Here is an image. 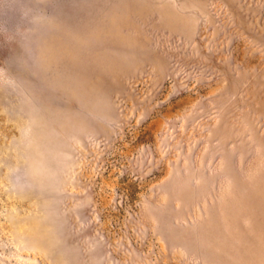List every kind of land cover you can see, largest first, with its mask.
Wrapping results in <instances>:
<instances>
[{"label":"rangeland","instance_id":"1","mask_svg":"<svg viewBox=\"0 0 264 264\" xmlns=\"http://www.w3.org/2000/svg\"><path fill=\"white\" fill-rule=\"evenodd\" d=\"M0 264H264V0H0Z\"/></svg>","mask_w":264,"mask_h":264}]
</instances>
